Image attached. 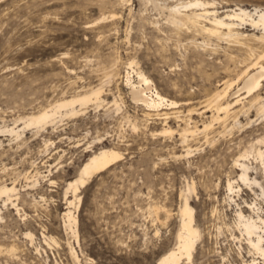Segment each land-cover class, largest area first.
<instances>
[{
    "label": "rangeland",
    "instance_id": "rangeland-1",
    "mask_svg": "<svg viewBox=\"0 0 264 264\" xmlns=\"http://www.w3.org/2000/svg\"><path fill=\"white\" fill-rule=\"evenodd\" d=\"M189 1L0 0V186L18 190L15 204L0 194V264H73L70 247L82 264H155L176 245L185 196L199 236L177 264H264L238 217L264 215V114L243 89L236 113L220 119L206 101L249 56L235 40L174 26L171 9ZM202 1L221 17L264 9V0ZM138 69L177 102L160 112L178 116L131 99L125 75L136 80ZM98 87L101 100L76 104L77 113L24 127L29 114ZM257 93L264 101V78ZM11 126L20 135L3 131ZM100 147L121 155L77 192V242L64 229L66 183Z\"/></svg>",
    "mask_w": 264,
    "mask_h": 264
},
{
    "label": "bare ground",
    "instance_id": "bare-ground-1",
    "mask_svg": "<svg viewBox=\"0 0 264 264\" xmlns=\"http://www.w3.org/2000/svg\"><path fill=\"white\" fill-rule=\"evenodd\" d=\"M210 4L212 3L202 0L189 1L184 5L171 9L168 19L171 23L174 24V26H177L179 28L185 25L187 27L196 28V30L199 29L205 33H208V35H214L216 36V38L222 37L226 39H232V41L235 40L242 46L243 50L247 52L249 56V62L245 64L241 73H239L236 78L225 79L220 84L221 87L219 86L215 88V90L206 99L207 104L214 106V108L216 109V114L212 117L213 119H220L222 118L220 116V113H223L224 116H226L228 113H236V110L233 109L242 98L239 96L242 89V91L252 93L251 100L258 101V108L261 110L262 114H264V101L257 93L260 81L264 78V64L260 60L261 58L262 60L264 58V32L260 35H257L255 33L246 34L244 31H241L239 29V27H241V23L246 22L250 24L252 28H257L264 31V9L255 7L253 10H249L243 7H235L230 9L229 13H227L225 16L221 17L217 15V11L212 10V6ZM189 5L199 6L202 12L192 11V7H187ZM188 9L191 11L188 12ZM205 20L208 21V24L201 23ZM257 47H261L262 50H259L260 52H257ZM244 60L246 61L247 59ZM130 64L131 62H129V65ZM134 72L136 75V80L133 79L134 76L131 75V72H129L128 70L126 71L125 75V83L128 86L131 99L136 103L142 104L148 110H154L153 114H156L157 117L158 115H161L164 118L167 117L169 113H175L176 116H178V110H174L172 112H160V110H162L163 108H172L177 106V102L168 99L166 96H163L156 89L152 80L148 76H146V74L142 70L138 69ZM100 92V87L91 88L90 90L83 93L59 99L51 107L44 108L37 113H32L25 117L23 120L24 127L29 125L41 127L46 122L53 121L57 119L56 117L61 116L62 114L73 115L78 112V110L76 109V104L84 105L89 101L91 102V100H101ZM224 97H226V99ZM63 109L64 112H62ZM145 114L147 115L152 113L146 112ZM210 124L211 122L204 125L203 129L207 128V126ZM193 128V130L183 128L180 134H182L184 138V135L187 132L193 133L199 130L196 126H194ZM4 130L14 132L17 136L20 135L19 132H21L19 131V128L16 129L12 126L6 127L5 129H3V131ZM165 132L170 133L172 132V130L170 128H164L163 133L165 134ZM257 153L261 156L264 153V149L257 148ZM120 155L121 152L115 150L112 147H100L98 150H91L90 154L87 156L86 161H84L79 167L76 176L68 180L66 183L65 194L70 192L71 199H69L70 196L66 198L67 206L64 208L66 211H64L63 213L64 229L66 231H71V234H73L72 236H74L77 242L78 219L76 214H74L72 210V206L77 207L78 203H76V200L78 202L80 200L77 192L79 191L81 186L87 183L89 178L94 173L105 168L108 169V167L114 164V162L120 157ZM239 168H241V174L239 177L245 181L249 180L250 176L247 171L248 168L246 164L240 163ZM227 187L232 190V183L229 180L227 183ZM17 192L18 190L14 185L0 186V194L6 196L5 201L8 200L13 203L12 195H15L16 199L18 194ZM248 206L253 209L254 205L252 206L251 204H249ZM242 212L240 211L238 213V217L240 218L239 224L243 226L242 228L247 234V242L252 247L251 249H253V252L255 254H258V256H260L262 260H264V215L257 214L256 218H254L253 216H245V214ZM179 216L180 226L177 232L176 245L174 247H171L162 256H160L155 264H177L183 258H191L195 241L199 236V230L194 224V208L189 204L188 198L186 196L183 199V203L179 207ZM25 234H27L30 239L33 236V234L28 231ZM49 238L50 240H54L52 236H49ZM13 249L14 248L12 247L11 249L9 248V250ZM70 249L71 255L74 260L73 264H82L74 248L70 247Z\"/></svg>",
    "mask_w": 264,
    "mask_h": 264
}]
</instances>
